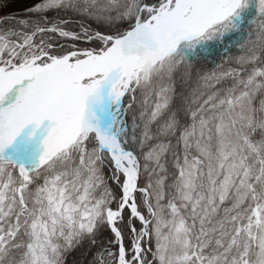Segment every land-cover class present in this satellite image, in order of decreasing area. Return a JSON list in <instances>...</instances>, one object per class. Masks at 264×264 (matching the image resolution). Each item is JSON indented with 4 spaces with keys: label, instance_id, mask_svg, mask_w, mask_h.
Listing matches in <instances>:
<instances>
[{
    "label": "snow or ice",
    "instance_id": "6c2138e0",
    "mask_svg": "<svg viewBox=\"0 0 264 264\" xmlns=\"http://www.w3.org/2000/svg\"><path fill=\"white\" fill-rule=\"evenodd\" d=\"M85 242L89 264H264V0L0 14V264Z\"/></svg>",
    "mask_w": 264,
    "mask_h": 264
},
{
    "label": "trees",
    "instance_id": "16d2710c",
    "mask_svg": "<svg viewBox=\"0 0 264 264\" xmlns=\"http://www.w3.org/2000/svg\"><path fill=\"white\" fill-rule=\"evenodd\" d=\"M72 27L74 28V30H78V28L75 25H73ZM57 39H61V38L57 37ZM61 42L70 43L68 41H63V40H61ZM80 46L83 47L84 45L81 44ZM205 67H207V65H205ZM93 251L94 249H90L87 245V242H85L83 246L78 247L68 255L67 257L68 264H89V261L91 259V253Z\"/></svg>",
    "mask_w": 264,
    "mask_h": 264
},
{
    "label": "rangeland",
    "instance_id": "374dc122",
    "mask_svg": "<svg viewBox=\"0 0 264 264\" xmlns=\"http://www.w3.org/2000/svg\"><path fill=\"white\" fill-rule=\"evenodd\" d=\"M29 2L30 0H13V2L8 5V7L0 10V14L21 10L27 7Z\"/></svg>",
    "mask_w": 264,
    "mask_h": 264
}]
</instances>
